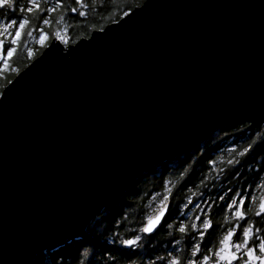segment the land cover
Segmentation results:
<instances>
[{"label":"water","instance_id":"water-1","mask_svg":"<svg viewBox=\"0 0 264 264\" xmlns=\"http://www.w3.org/2000/svg\"><path fill=\"white\" fill-rule=\"evenodd\" d=\"M241 123L264 125V0H146L53 39L0 94V264L84 235L150 169Z\"/></svg>","mask_w":264,"mask_h":264},{"label":"trees","instance_id":"trees-1","mask_svg":"<svg viewBox=\"0 0 264 264\" xmlns=\"http://www.w3.org/2000/svg\"><path fill=\"white\" fill-rule=\"evenodd\" d=\"M145 1L95 0L93 3L82 0L87 6L80 8L74 0H62L61 7L48 14L49 25H44L34 13L29 17V27L43 29L48 34V41L41 47L26 45L29 36L23 34L9 60L10 67L1 71L0 92L42 54L55 39L53 33L61 34L60 41L65 46L74 44L81 38L90 37L93 31L119 21L125 13ZM55 2L49 0L47 4L42 3V7L52 6ZM73 7L77 12L85 11L86 16L71 13ZM34 32L38 34L39 31ZM28 49L32 50L31 58ZM12 68L16 71H11ZM240 192H251L255 197L246 209L249 218L255 222L254 213L264 199V125L251 128L248 123H241L220 129L190 152L153 167L135 182L116 207L97 217L84 235L41 253L29 264H166L158 257H168L173 248L180 249L183 255L189 238L184 237L176 244L173 237L180 239L178 229L167 226H162L155 235L145 237L141 229L151 216L169 202L166 220L171 217L172 225L183 221L200 227L197 217H202L211 219L213 225L219 223L227 227L224 218L231 220L232 210L221 211V208L229 196ZM136 235L141 236L138 247L129 248L121 243ZM216 236L213 232L206 236L205 242Z\"/></svg>","mask_w":264,"mask_h":264},{"label":"snow or ice","instance_id":"snow-or-ice-1","mask_svg":"<svg viewBox=\"0 0 264 264\" xmlns=\"http://www.w3.org/2000/svg\"><path fill=\"white\" fill-rule=\"evenodd\" d=\"M48 0H25L20 3L19 0H0V12L3 13V19H0V70L8 67L9 59L13 57L17 50V45L22 40L23 34L32 36L34 31H39L38 44H42L46 35L43 29H32L29 27V17L34 13L39 15L44 25H49L48 14L57 11L62 4V0H56L55 4L49 7H42V3L47 4ZM94 3L95 0H92ZM74 3L80 8L87 5L82 0H74ZM70 12L85 17V11L77 12L73 7ZM127 15V13H125ZM63 19V17H61ZM59 23V21H57ZM56 40H61L59 32L53 33ZM28 55L31 58L32 50L28 49ZM15 72L16 69L12 68ZM11 83V81H9ZM231 164L232 162L229 161ZM235 196L236 198H233ZM225 201L221 211L230 209L232 219L225 217L223 224L213 225L211 219L197 217L200 227L197 224H186L183 221L176 225L164 220L166 206L161 208L159 213L149 218L141 229V232L149 237L162 226L167 228H177L180 239L173 237L176 244H180L181 239L188 237V247L181 255V250L173 248L168 257H158L166 261V264H264V199H261L254 213L256 221L249 218L247 213V204L254 201L255 197L251 192L233 193ZM167 199V197H165ZM223 199V197H221ZM163 221V225H161ZM189 229L193 231L190 232ZM213 232L217 236L205 242L206 236H211ZM140 235L134 238L124 239L121 243L129 248L139 246Z\"/></svg>","mask_w":264,"mask_h":264},{"label":"rangeland","instance_id":"rangeland-1","mask_svg":"<svg viewBox=\"0 0 264 264\" xmlns=\"http://www.w3.org/2000/svg\"><path fill=\"white\" fill-rule=\"evenodd\" d=\"M49 1V0H48ZM1 19V18H0ZM3 19V18H2ZM45 35H46V39H45V41L42 43V44H38L36 41H37V39L39 38V32H38V34H35V32H33V35L32 36H29L27 39H26V45H38V47H41V46H43V45H45L46 43H47V41H48V34L45 32ZM23 37V36H22ZM19 44V43H18ZM11 59V58H10ZM9 59V60H10ZM8 67H10V64L8 65ZM7 67V68H8ZM7 68H5V69H3V70H0V74H1V71H4V70H6ZM5 79V78H4ZM1 88H2V83L0 84V90H1ZM0 94H1V92H0Z\"/></svg>","mask_w":264,"mask_h":264},{"label":"flooded vegetation","instance_id":"flooded-vegetation-1","mask_svg":"<svg viewBox=\"0 0 264 264\" xmlns=\"http://www.w3.org/2000/svg\"><path fill=\"white\" fill-rule=\"evenodd\" d=\"M19 2H20V3H24L25 0H19ZM1 16H3V14H2V15L0 14V17H1Z\"/></svg>","mask_w":264,"mask_h":264}]
</instances>
